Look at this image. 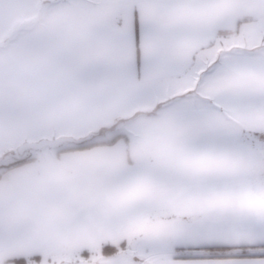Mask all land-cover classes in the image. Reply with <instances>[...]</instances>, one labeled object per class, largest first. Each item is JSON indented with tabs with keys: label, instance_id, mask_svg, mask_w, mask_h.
Returning a JSON list of instances; mask_svg holds the SVG:
<instances>
[{
	"label": "snow or ice",
	"instance_id": "1",
	"mask_svg": "<svg viewBox=\"0 0 264 264\" xmlns=\"http://www.w3.org/2000/svg\"><path fill=\"white\" fill-rule=\"evenodd\" d=\"M52 28L71 76L36 184L0 192V264H264V0H73Z\"/></svg>",
	"mask_w": 264,
	"mask_h": 264
},
{
	"label": "crops",
	"instance_id": "2",
	"mask_svg": "<svg viewBox=\"0 0 264 264\" xmlns=\"http://www.w3.org/2000/svg\"><path fill=\"white\" fill-rule=\"evenodd\" d=\"M33 3L0 0V149L7 144H15L17 149L52 123L48 102L66 87L71 76L67 54L79 34L68 29L45 30L44 25L22 29ZM19 18L20 24L15 26ZM105 115L89 111L79 122L93 123ZM30 168L26 163L0 173V192L7 197L35 185Z\"/></svg>",
	"mask_w": 264,
	"mask_h": 264
},
{
	"label": "rangeland",
	"instance_id": "3",
	"mask_svg": "<svg viewBox=\"0 0 264 264\" xmlns=\"http://www.w3.org/2000/svg\"><path fill=\"white\" fill-rule=\"evenodd\" d=\"M72 4L73 0H34L33 5L25 15L24 22H21L23 26L19 25V29H21V26L22 29L28 30L33 29L35 26L39 28L44 25L45 30L53 31L52 24L57 19V13L63 9L70 8ZM17 20L18 22L14 23L15 26H18V23L20 24L19 20H21V18ZM5 41L4 42L7 43V40ZM27 151L33 152L32 160L28 161L27 164L31 167L30 169L34 170L40 164L47 149L43 147L41 149H28ZM10 152L18 153L15 144H7L3 146V148L0 149V159L5 158Z\"/></svg>",
	"mask_w": 264,
	"mask_h": 264
},
{
	"label": "water",
	"instance_id": "4",
	"mask_svg": "<svg viewBox=\"0 0 264 264\" xmlns=\"http://www.w3.org/2000/svg\"><path fill=\"white\" fill-rule=\"evenodd\" d=\"M31 141H25V142H22L21 144H19L17 146V152L18 153H22L23 151L25 150H28V149H33V147L31 146ZM43 147H36L35 149H41Z\"/></svg>",
	"mask_w": 264,
	"mask_h": 264
}]
</instances>
